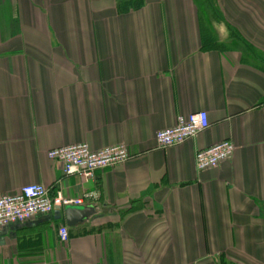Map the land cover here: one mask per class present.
Segmentation results:
<instances>
[{
    "label": "crops",
    "instance_id": "obj_1",
    "mask_svg": "<svg viewBox=\"0 0 264 264\" xmlns=\"http://www.w3.org/2000/svg\"><path fill=\"white\" fill-rule=\"evenodd\" d=\"M117 2L0 0V194L39 183L92 208L1 228L0 264H264V0ZM199 110L207 128L157 146ZM223 140L231 157L197 170ZM70 143L128 158L64 176L47 151Z\"/></svg>",
    "mask_w": 264,
    "mask_h": 264
},
{
    "label": "built area",
    "instance_id": "obj_2",
    "mask_svg": "<svg viewBox=\"0 0 264 264\" xmlns=\"http://www.w3.org/2000/svg\"><path fill=\"white\" fill-rule=\"evenodd\" d=\"M208 125V116L204 110L181 115L173 126L158 130L155 141L158 147L176 146ZM234 148L231 141L223 140L198 149L194 155L196 169L204 170L216 166L230 158ZM47 157L61 163L64 176L78 175L90 179L97 169L124 162L128 158V152L124 145L92 150L86 143H70L49 149ZM83 201L84 196L71 198L60 192L51 195L49 189L39 183L24 184L14 194H0V229L10 223L25 221L36 214H47L56 208L81 205ZM57 233L60 241H67L65 226H59Z\"/></svg>",
    "mask_w": 264,
    "mask_h": 264
},
{
    "label": "water",
    "instance_id": "obj_3",
    "mask_svg": "<svg viewBox=\"0 0 264 264\" xmlns=\"http://www.w3.org/2000/svg\"><path fill=\"white\" fill-rule=\"evenodd\" d=\"M58 211L59 208H56ZM92 211L91 207H86L79 209L77 206H67L65 209V216L70 225L75 224L76 222L82 221L87 217V215Z\"/></svg>",
    "mask_w": 264,
    "mask_h": 264
},
{
    "label": "trees",
    "instance_id": "obj_4",
    "mask_svg": "<svg viewBox=\"0 0 264 264\" xmlns=\"http://www.w3.org/2000/svg\"><path fill=\"white\" fill-rule=\"evenodd\" d=\"M143 3V0H118L117 5L121 8V11H126L127 7L124 5H134L135 7H139Z\"/></svg>",
    "mask_w": 264,
    "mask_h": 264
}]
</instances>
